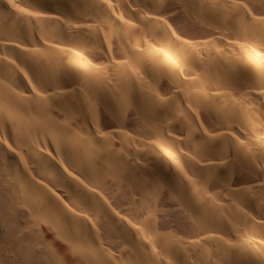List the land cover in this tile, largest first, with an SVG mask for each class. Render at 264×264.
Returning <instances> with one entry per match:
<instances>
[{
  "label": "bare ground",
  "instance_id": "obj_1",
  "mask_svg": "<svg viewBox=\"0 0 264 264\" xmlns=\"http://www.w3.org/2000/svg\"><path fill=\"white\" fill-rule=\"evenodd\" d=\"M0 264H264V0H0Z\"/></svg>",
  "mask_w": 264,
  "mask_h": 264
}]
</instances>
